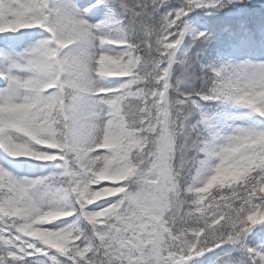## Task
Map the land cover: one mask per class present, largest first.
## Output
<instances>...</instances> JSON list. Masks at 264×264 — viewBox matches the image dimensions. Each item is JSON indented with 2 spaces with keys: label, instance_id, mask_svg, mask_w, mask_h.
I'll return each mask as SVG.
<instances>
[{
  "label": "snow or ice",
  "instance_id": "obj_1",
  "mask_svg": "<svg viewBox=\"0 0 264 264\" xmlns=\"http://www.w3.org/2000/svg\"><path fill=\"white\" fill-rule=\"evenodd\" d=\"M164 3L119 0L147 38L137 44L123 31L97 33L100 25L80 18L67 0H0V33L39 27L50 34L0 71V149L11 157L63 161L60 171L35 180L0 168V264H32L33 257L46 258L40 264H189L264 223V131L251 128L237 127L219 146L192 141L203 158L195 186L185 189L195 194L194 207L183 208L173 159L186 150L174 143V133L185 128L187 99L170 103L168 77L187 13L165 15L153 31L148 17ZM216 3L188 0L194 7ZM106 46L123 51L109 54ZM212 73L202 99L232 101L264 117V62L224 64ZM101 78L126 82L106 88ZM241 161L237 175L215 179ZM213 187L221 191L210 192ZM101 200L103 207L88 210ZM74 214L91 226L90 234L75 223L49 226ZM256 256L264 264V254Z\"/></svg>",
  "mask_w": 264,
  "mask_h": 264
},
{
  "label": "rangeland",
  "instance_id": "obj_2",
  "mask_svg": "<svg viewBox=\"0 0 264 264\" xmlns=\"http://www.w3.org/2000/svg\"><path fill=\"white\" fill-rule=\"evenodd\" d=\"M116 1L117 0H104V3H99L98 0H67V2L73 3L79 10L80 18L86 20L92 25H100V27L96 29L97 33L104 34L109 37H117L120 35L121 31H123L119 24L116 23L115 17L113 15V9L115 10L114 3ZM180 1V5H174L170 3V0H166V3L154 10L148 17V27H150L153 31H158L164 23L163 17L165 15H168L169 13L174 14L178 9L181 8H184L187 13L184 17H182V20L186 22L187 27L184 29L183 38L174 51L173 64L171 65L170 69L175 64L182 65L186 62L188 47L184 44L185 38L195 39L207 37L205 32L207 23L204 19H201L200 16H198L200 11H197V13L191 12L192 10H197L199 7L190 6L188 4V0ZM50 2L64 3L66 0H50ZM116 8L118 10L121 9L119 7V1L116 2ZM209 9L213 11L212 15L215 22H218L226 12V10L222 9V6L218 4L215 6L210 5ZM227 13L228 16L237 18L255 16L259 13V11L256 9H250L246 11L243 8H236L233 10H228ZM234 21L236 20L234 19ZM137 33L140 34V36L136 38L134 37V41L133 38H129L130 42L140 44L143 40L147 39L143 32H141L139 29H137ZM198 33H204V36L198 37ZM48 39H50V34L45 29L39 27L23 29L17 32L0 33V71H9V63L11 59L27 54L39 42ZM220 42H223L222 39ZM221 45L222 47H227V50L225 49V51L221 53V56H216L218 57L216 61L212 59L209 62L205 61L200 63L202 68H208L212 71L213 68L220 67L224 64H239L243 62L257 64L264 62V45H260L258 51L253 53L251 52L252 47L247 45L246 40L243 39H240V42L237 45L232 41L230 44L228 43V45ZM106 50L109 52V54L113 55L120 54L123 51V49L114 46H106ZM216 54H218V52H216ZM12 71L16 75H27V73L19 70L13 69ZM124 82L126 81H124L122 78L98 79V83L106 88H116ZM4 86L5 81L0 80V88H3ZM210 89L211 86L205 95L210 94ZM190 99L189 101L191 102L194 100ZM177 100H184V98H174L170 101V103ZM201 101H204V99ZM186 104L187 103H184L181 106V112L185 118H187V116L190 114V110ZM194 106L196 107V112L199 117L198 122H196L195 119L193 122L195 124H192L196 128L195 134L193 136H191L189 133L187 134V121H185V128L183 130L174 133V143L177 145H183L186 149L183 151V153L180 151L175 153L173 159L174 168L178 169L179 174L182 175L184 169L188 170V163L191 162L192 164L193 173L185 189L190 186H195L197 172L200 168L199 160L203 158L201 154L190 147L193 140H203L219 146V144L223 142L224 135L230 134L237 127H245L255 129L257 131H264V117H260L257 113H254L251 109L242 104H236L232 101L205 100V103L201 105L196 104ZM216 133H219L220 135L214 138ZM34 148L38 151H53L51 149L45 148L42 145H34ZM62 163L63 161L60 160L41 161L30 157H11L3 149H0V168L4 169L16 178L35 180L48 177L60 171L58 165ZM101 183L110 184L112 182L101 181ZM129 186L135 187L131 182H129ZM185 189L183 190L182 194L186 193L193 197L192 200L187 203L184 202L183 204L184 210H187L188 208L194 207L191 201L195 199V194L187 192ZM213 189L215 191L218 188L213 187ZM211 190L210 192H212ZM181 200L184 201L182 198ZM105 203L106 202L104 200L97 201L93 205L87 206V208L88 210H95L97 207H103ZM73 211L75 212L74 209ZM73 223H75L76 227H78L84 234L88 235V228H90L89 234L91 233V226L88 225L82 217H77L75 214L73 216L64 217L53 221L49 226L63 228ZM263 234L264 225L259 226V224H257L251 226L247 231L242 233L238 240L229 241L223 244L220 248H217L211 252H206L202 256L194 257L189 261V264H228L229 261L234 262V264H251V262L258 264V257H255V254L257 252L264 254ZM248 249H253V252L250 253ZM34 258L31 259L32 263L34 262ZM44 259L46 258L40 257L39 260H37L38 264H40V261Z\"/></svg>",
  "mask_w": 264,
  "mask_h": 264
},
{
  "label": "trees",
  "instance_id": "obj_3",
  "mask_svg": "<svg viewBox=\"0 0 264 264\" xmlns=\"http://www.w3.org/2000/svg\"><path fill=\"white\" fill-rule=\"evenodd\" d=\"M137 3H143L144 0H135ZM170 3L174 5H180V0H170ZM178 3V4H177ZM205 3H208L207 0H205ZM245 7L250 8L252 6L244 4ZM192 10V9H191ZM199 12V16L201 19H204L207 23V29H208V35L206 38L197 39V40H190L186 38L184 40L185 45L188 47V54L186 58V62L182 65L175 64L169 71V77H168V96L169 101L173 100L174 98H181V99H187V107L190 110V114L185 118V121H187V134L189 133L191 136H193L196 132V128L193 123L194 120L198 118V114L196 112V105L198 102H201V97L208 91V89L211 86V78L212 73L206 69L202 68L200 66V63L205 61H211L216 60V56L220 52L223 51V48L221 44H226L229 39L233 37V34H230L229 32H222V30L217 29V26L214 25L212 18H213V11L210 9H206V7H199L197 10H192L191 12ZM263 12L260 13V15L251 17L249 21V33L247 36L255 37L253 35H256L257 31L264 27V9H262ZM191 15V14H189ZM211 15V18H210ZM127 13L125 11H122L120 13V19L125 24L126 33L129 34L131 37H138L140 34L137 33V28L132 26L129 22V19H126ZM222 39V43L220 40ZM218 52V54H216ZM215 53V54H214ZM178 91V92H177ZM194 97L197 100L194 102L189 101L188 98ZM192 105V106H191ZM194 127V130H193ZM185 142V141H184ZM180 145V144H178ZM192 164L191 162L188 163V170L184 169L182 175H178V186L181 189V196L180 199H184V202L187 203L190 200H192V196L183 193V190L187 186V184L190 181V177L192 175ZM212 192L214 189L211 190ZM221 191L219 189L215 190L214 192ZM260 203L259 201H257ZM251 227V226H250ZM82 228V227H81ZM256 257V254H255ZM34 258V257H33ZM36 258V257H35ZM34 258V262L32 264H38L39 258ZM32 259V258H30ZM202 264V263H201ZM251 264H255V262H251Z\"/></svg>",
  "mask_w": 264,
  "mask_h": 264
},
{
  "label": "clouds",
  "instance_id": "obj_4",
  "mask_svg": "<svg viewBox=\"0 0 264 264\" xmlns=\"http://www.w3.org/2000/svg\"><path fill=\"white\" fill-rule=\"evenodd\" d=\"M244 163H245L244 161H241L238 165H235L232 168L225 170L220 175L216 176L215 179L222 181V180L227 179L229 177H234L235 175H237L239 173V171L241 170V167L243 166Z\"/></svg>",
  "mask_w": 264,
  "mask_h": 264
},
{
  "label": "water",
  "instance_id": "obj_5",
  "mask_svg": "<svg viewBox=\"0 0 264 264\" xmlns=\"http://www.w3.org/2000/svg\"><path fill=\"white\" fill-rule=\"evenodd\" d=\"M248 1H254V0H248Z\"/></svg>",
  "mask_w": 264,
  "mask_h": 264
}]
</instances>
